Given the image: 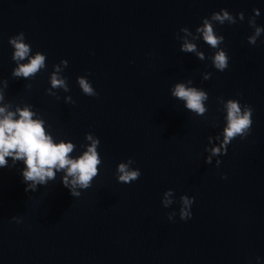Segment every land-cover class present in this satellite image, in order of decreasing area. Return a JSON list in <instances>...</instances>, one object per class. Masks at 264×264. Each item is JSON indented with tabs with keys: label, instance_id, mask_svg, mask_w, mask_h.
I'll list each match as a JSON object with an SVG mask.
<instances>
[{
	"label": "water",
	"instance_id": "1",
	"mask_svg": "<svg viewBox=\"0 0 264 264\" xmlns=\"http://www.w3.org/2000/svg\"><path fill=\"white\" fill-rule=\"evenodd\" d=\"M221 8L235 23L213 18ZM204 18L224 37L215 48L197 31ZM257 27L264 0H0V105L30 108L55 141L75 145L73 157L91 144L88 134L99 137L101 158L78 197L61 184L63 170L25 192L20 162L0 168V264H264ZM12 38L30 45L29 57L44 53L45 66L13 75L29 57L14 58ZM186 42L196 50L181 51ZM220 49L229 56L224 71L213 66ZM53 74L64 84L53 86ZM79 78L98 95L85 94ZM177 83L207 93L203 114L171 94ZM230 98L252 106L251 133L217 157L211 148L223 142ZM129 157L141 175L118 183L117 166ZM181 194L195 197L187 220L179 218Z\"/></svg>",
	"mask_w": 264,
	"mask_h": 264
},
{
	"label": "clouds",
	"instance_id": "2",
	"mask_svg": "<svg viewBox=\"0 0 264 264\" xmlns=\"http://www.w3.org/2000/svg\"><path fill=\"white\" fill-rule=\"evenodd\" d=\"M254 15H259L258 10H254ZM213 18L219 20L221 24L225 19L235 23L233 16L226 8H221L212 14ZM197 31L202 32L203 41L212 46L217 47L224 37L217 35L214 31L213 24L208 18H204L202 27H198ZM264 28L257 27L256 35L258 36ZM249 42H254L255 36L249 37ZM15 46L14 58L23 60L29 57L30 45L23 42L22 39L12 38L10 41ZM196 50V45L186 42L181 51L191 52ZM200 59H203V53H197ZM46 56L42 52H37L29 57L27 63L18 65L14 69L13 75L27 78L35 74L40 68L45 66ZM229 56L223 49L218 50L213 56V66L217 71H224L228 67ZM53 86L63 85L64 81L58 79L56 74L51 77ZM79 84L85 94L96 96L90 83L79 78ZM173 96L184 101V106L199 114L206 111L204 101L207 99V93L196 87H188L184 83H177L172 89ZM0 100L3 95L0 94ZM225 127L223 129V142L220 146H213L211 153L217 157L227 153L228 145L237 136L244 140L251 133L253 108L249 104L241 105L238 99H228L226 102ZM35 113L28 107L17 108L15 111L9 110L6 106L0 105V168L9 167L10 163L15 166L20 162L22 167L19 168V174L22 182L25 184V192L36 191L38 186L46 185L48 182L56 179L58 171L63 170L64 175L61 178V184L68 189L73 197L81 195L79 189H88L93 178L98 175L97 165L101 163V158L97 151L100 143L99 137L92 138L91 134L87 135V139L91 140V144L79 156H70L75 147L72 142L55 141L50 133L45 129V122L42 119L34 118ZM135 161L129 157L128 162H121L117 166L119 173L117 177L118 183L128 184L137 180L141 171L138 167L131 168L130 164ZM205 163H212V156L205 159ZM221 160L218 158L215 166L219 167ZM71 177V179H69ZM225 179V176L221 177ZM173 189H168L163 193L164 199L162 204L167 207L172 201L169 196ZM195 197L187 194L180 195L181 208L179 218L187 220L192 217L191 206ZM13 220L20 223L17 217L13 216ZM168 219L174 221L173 216L169 215Z\"/></svg>",
	"mask_w": 264,
	"mask_h": 264
}]
</instances>
